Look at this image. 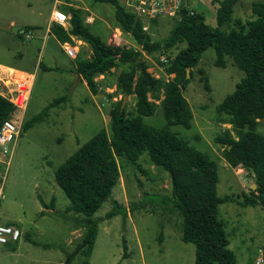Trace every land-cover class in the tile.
Here are the masks:
<instances>
[{
	"label": "rangeland",
	"instance_id": "1",
	"mask_svg": "<svg viewBox=\"0 0 264 264\" xmlns=\"http://www.w3.org/2000/svg\"><path fill=\"white\" fill-rule=\"evenodd\" d=\"M54 1L0 0V25L18 26L20 31L18 35L0 29V64L17 65L34 76L24 121L31 120L55 98L66 97L50 107L41 120L24 131L21 129L16 140L0 199V223L15 225L21 235L17 241L0 245V264H64L66 255L79 246L85 229L74 219L79 214L71 208L68 197L57 184L54 171L98 130L104 128L110 133L109 111L123 98L116 89V78L120 71L129 68L127 63H119L102 78L97 75L96 93H91L75 76L76 57L67 56L60 42L47 31ZM59 1V9L82 8L86 16L91 12L94 19L88 23L107 40L112 6L94 0ZM249 1L238 0L232 18L249 19ZM254 1L264 3V0ZM190 3L204 15L207 24L216 25L218 2L191 0ZM156 20L148 34L151 40L162 44L176 20L164 17ZM185 45L178 42L144 54L147 71L162 83L173 78L172 73L166 72L168 58ZM78 47V53L85 58L89 56L87 43L81 41ZM214 60V51L208 48L196 66L188 70V82L182 94L192 111L190 127L171 125L170 128L214 160L218 177L216 194L235 198L217 206V218L229 239L228 247L235 255V264H255L256 258L264 253V207L242 206L237 202L256 187L255 175L249 169L230 166L223 157V144L216 141L226 131L235 136L231 124L217 113L216 106L234 91L244 71L227 56L225 67H217ZM162 97L161 86L158 97H150L155 102L153 114L141 117L145 123L155 127L166 123L160 104ZM135 103L134 94L126 95L123 108L128 115L137 114ZM256 130L264 134V118L258 119ZM115 159L116 184L95 217L104 218L113 207L112 200L128 208L131 203L143 200L144 192L170 194L168 173L152 163L146 151L137 160L123 156ZM182 222L178 212H169L164 206L153 209L151 204L128 212L124 218L121 214L105 218L98 224L90 254L77 252L71 264H194V245L181 239Z\"/></svg>",
	"mask_w": 264,
	"mask_h": 264
},
{
	"label": "trees",
	"instance_id": "2",
	"mask_svg": "<svg viewBox=\"0 0 264 264\" xmlns=\"http://www.w3.org/2000/svg\"><path fill=\"white\" fill-rule=\"evenodd\" d=\"M214 1L218 2L215 26L207 24L204 15L197 11L183 14L180 19H175L174 27L162 44L151 40L148 32L142 30L140 20L127 11L120 0L94 2L113 7L112 22L133 44H108L85 21L86 11L78 7L63 9L69 14L68 29L51 25L50 33L59 42L76 37L89 45V56L85 58L78 53L75 64L78 77L85 81L91 93L97 91V75L105 74L119 63L129 64L127 70L117 75L116 89L123 96H136L137 112L128 115L120 108L122 100L117 101L109 111L110 133L104 128L98 130L54 171L57 184L68 197L71 208L79 214L74 219L85 229L83 240L66 255L64 264H71L77 252L90 254L100 221L117 214L124 218L128 212L146 204H151L153 209L164 206L169 212H178L182 216L181 239L194 245V264H235V255L228 247L229 239L217 218V206L235 201V198L216 194L218 177L214 160L170 128L171 125L190 127L192 111L182 94L188 82L186 69L196 66L208 48L214 51L217 67H225L226 56L231 58L244 71V76L234 91L216 106V111L231 124L235 136L226 131L218 135L216 141L223 144V157L230 166L249 169L255 175L256 187L251 189V194L244 195L243 200L237 201L238 204L264 207V134L256 130L258 119L264 118V3L252 0L251 18L241 20L232 18L237 0ZM156 21L152 20L150 28ZM178 42L186 45L168 58L166 67V72L174 77L162 83L147 71L144 54L164 50ZM161 86L160 104L166 123L155 127L141 117L153 114L155 102L150 97L157 98ZM65 99V96L55 98L31 120H23L21 129L24 131L33 122L41 120L50 107ZM12 110V103L0 95V125ZM143 151L152 163L168 173L170 194L144 192V199L131 203L128 208L112 200L113 207L105 217H95L94 214L111 197L117 181L115 156L137 160Z\"/></svg>",
	"mask_w": 264,
	"mask_h": 264
},
{
	"label": "built area",
	"instance_id": "3",
	"mask_svg": "<svg viewBox=\"0 0 264 264\" xmlns=\"http://www.w3.org/2000/svg\"><path fill=\"white\" fill-rule=\"evenodd\" d=\"M191 0H120L124 8L132 13L142 23V30L148 32L153 19L170 18L180 19L183 14H193L197 10L191 5ZM60 3L55 0L47 22V31L53 24L68 29L69 14L57 7ZM90 12V11H89ZM93 14L90 12L85 17L86 22L93 21ZM110 31L106 42L113 45H124L130 43L122 35V30L113 22L107 23ZM127 35V34H126ZM126 35H124L126 37ZM26 37H30L27 33ZM81 39L72 37L71 41L60 42V45L67 56L75 58L79 52L78 45ZM10 67V66H9ZM33 74L11 67V71L4 69L0 72V95L6 98L13 105L9 117L0 125V199L2 198L4 182L8 171V165L14 149L21 126L25 117L28 102L33 85ZM20 230L15 225L0 223V245L10 241H17L20 237ZM261 254V252H260ZM255 264H264V253L255 260Z\"/></svg>",
	"mask_w": 264,
	"mask_h": 264
},
{
	"label": "crops",
	"instance_id": "4",
	"mask_svg": "<svg viewBox=\"0 0 264 264\" xmlns=\"http://www.w3.org/2000/svg\"><path fill=\"white\" fill-rule=\"evenodd\" d=\"M251 1L252 0H250L249 2L251 3ZM238 2V0L236 1V3ZM236 3L234 4V6H233V13H234V10H235V6H236ZM249 3V4H250ZM250 6V5H249ZM247 13H248V15L250 16L249 18H251V11H250V9H248V11H247ZM233 19H237V17H235V18H233ZM29 38V37H28ZM14 67V68H18V69H20V67H18L17 65H13V64H0V72L2 71V68H6V67ZM20 70H23V69H20ZM77 73V72H76ZM77 75V78L79 79V77H78V73L77 74H75V76ZM99 77H104V74H100L99 75ZM79 81H82V83H84V85H86V83H85V81L84 80H82V79H79ZM87 86V85H86Z\"/></svg>",
	"mask_w": 264,
	"mask_h": 264
},
{
	"label": "water",
	"instance_id": "5",
	"mask_svg": "<svg viewBox=\"0 0 264 264\" xmlns=\"http://www.w3.org/2000/svg\"><path fill=\"white\" fill-rule=\"evenodd\" d=\"M0 29H3V30H11L13 31L14 33L18 32V29L19 27L18 26H9V25H0ZM188 70L189 69H186V73L188 75ZM126 100V96H123L122 98V101H121V105H120V108L122 109L123 108V104ZM263 118L259 119V120H262Z\"/></svg>",
	"mask_w": 264,
	"mask_h": 264
},
{
	"label": "bare ground",
	"instance_id": "6",
	"mask_svg": "<svg viewBox=\"0 0 264 264\" xmlns=\"http://www.w3.org/2000/svg\"><path fill=\"white\" fill-rule=\"evenodd\" d=\"M4 69H7V70H9V71H11V67H4V68H2V71L4 70Z\"/></svg>",
	"mask_w": 264,
	"mask_h": 264
}]
</instances>
